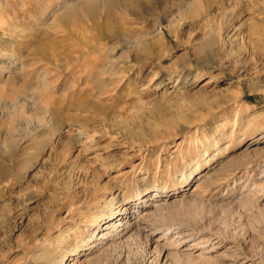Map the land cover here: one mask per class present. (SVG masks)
Returning a JSON list of instances; mask_svg holds the SVG:
<instances>
[{
	"label": "rangeland",
	"instance_id": "rangeland-1",
	"mask_svg": "<svg viewBox=\"0 0 264 264\" xmlns=\"http://www.w3.org/2000/svg\"><path fill=\"white\" fill-rule=\"evenodd\" d=\"M135 1L101 89L102 12L0 0V264H264V0Z\"/></svg>",
	"mask_w": 264,
	"mask_h": 264
},
{
	"label": "bare ground",
	"instance_id": "bare-ground-1",
	"mask_svg": "<svg viewBox=\"0 0 264 264\" xmlns=\"http://www.w3.org/2000/svg\"><path fill=\"white\" fill-rule=\"evenodd\" d=\"M125 1L127 2L126 5L122 4L123 0H86V2H83L82 6L80 4H75L72 7L70 6L73 10H76L75 12H78V10L83 11L84 15L87 18H89L91 21L96 19L99 16L100 12H102V14L105 15L104 16L105 21L103 22L102 27L100 29V32H99L100 34L97 36V38L94 39L95 44H92L89 40L80 39V43H82V45H84L86 47L91 46L95 52H98L99 54H101L102 50H99L100 49L99 45H98L99 41L102 39L103 40H106V39H111V40L113 39L114 40V39H116V43L112 46V49L109 51V53L111 54L110 56H112V58L110 60H104L102 62L100 60L98 63L96 62L98 64V69L96 70L95 73H93V75L90 73L91 74L90 77H92V78L97 77L99 79L98 82L100 85L99 87L101 89H102V86H106V87L110 86L112 82L115 83L117 80H119L117 78H120V77L124 78V76L127 75V73L133 71L134 70L132 68L133 66L130 65L132 62H134L136 64H141L145 60H148L154 56L158 57L159 55H161L160 54L161 46L163 45L162 39H157V40L154 39V40L150 41L149 43H146V44L138 47L136 52H135L133 60H130L132 58H130V53L128 51H127V53L122 52L120 55H118V53L120 51L119 48L121 47V42L120 41L118 42L117 39H118V36L120 38V35L124 36L126 29L124 27L123 28L120 27V23L117 20L116 12L117 11L124 12V13H121L123 15L125 13L126 14H129V13L139 14V12L142 11V9L140 7L133 6L134 3L136 2L135 0H125ZM147 1H149V0H147ZM141 6H143V5L141 4ZM144 10L149 15H154L153 9L151 6H149L148 8H145ZM59 20L61 23H65L66 12L60 16ZM111 22H112V26H111L112 28L110 29L109 25L111 24ZM104 24H106V26H103ZM107 24H109V25H107ZM92 27L94 28V26H92ZM145 33L146 32L142 31L140 33L142 36H140L139 38L144 37ZM126 44L129 46V42ZM162 51H164V50H162ZM78 54H80V59L84 58V56L86 55L84 52H80ZM65 56H66L65 59H67L71 63H74L75 60L71 56L70 53H66ZM100 59H102V58H100ZM94 61H96V60H94ZM106 75H109L108 81H106V79H105ZM178 79L181 80V82H180L181 88L185 87L186 85H188L189 83H191L193 81V77L185 76V75L184 76L180 75L178 77ZM163 82H164V79H160V81L158 83H156V85L157 86L162 85ZM178 88H180V87H178ZM78 137H76V138H78ZM1 170H3V169H1ZM8 176H10V175H8V173H6L5 170L0 171V182H3L7 178H9ZM145 186H146V188H144V190H142L139 193L138 197L140 200H142L148 194V192L151 190V188L153 189V187H151L149 183H146ZM139 204L140 203H135V206L132 208H128L127 206H122L121 210H120L122 213L119 215L121 218L118 221H117L118 217L115 216L114 213L111 214L110 218L108 219V222L104 223V224H106V223L108 224L106 226V229H108L112 223H113L112 225L116 228L118 226H121L123 224L124 220L126 219V217H124L125 214H129V211L132 210L133 208H137L138 206H140ZM132 213H133V211H132ZM101 221L102 220H99L97 222L98 225H97V223L94 225L100 226ZM130 224H131L130 221L126 222V225H127L126 227L130 228L131 227ZM103 236L104 235L101 234V237H103ZM96 246H97L96 244H92L90 247L93 249Z\"/></svg>",
	"mask_w": 264,
	"mask_h": 264
}]
</instances>
